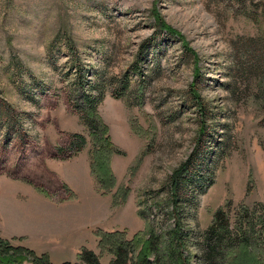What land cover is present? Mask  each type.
Masks as SVG:
<instances>
[{
    "label": "rangeland",
    "instance_id": "obj_1",
    "mask_svg": "<svg viewBox=\"0 0 264 264\" xmlns=\"http://www.w3.org/2000/svg\"><path fill=\"white\" fill-rule=\"evenodd\" d=\"M86 96L117 147L110 192L91 172ZM80 156L92 192L79 159L62 167L74 194L49 167ZM181 170L180 231L200 242L219 210L234 228L245 207L264 242V0H0V264L85 248L113 264L99 230L166 245Z\"/></svg>",
    "mask_w": 264,
    "mask_h": 264
},
{
    "label": "trees",
    "instance_id": "obj_2",
    "mask_svg": "<svg viewBox=\"0 0 264 264\" xmlns=\"http://www.w3.org/2000/svg\"><path fill=\"white\" fill-rule=\"evenodd\" d=\"M158 22V30L165 31L169 35H173L174 30L164 24ZM157 30V31H158ZM145 50L141 51L143 54ZM146 53V52H145ZM144 55H141V57ZM139 68L138 64L134 65V69ZM97 98L86 96L85 103L89 106L90 112L84 118L86 123L93 130L95 140V149L93 151L94 160L91 165V172L95 177L96 184L101 189L108 192L116 184V178L112 169V155L117 147L113 144L108 135V127L95 117V103ZM76 139L84 141L82 135H76ZM176 173L173 180L172 195V214L177 216L178 228L169 233V240L166 245L161 247L160 236L153 229L146 233L135 235L132 239H127L122 231H104L99 230L96 234L99 237V246L107 249L115 255L113 264H192V251L190 244H193L200 251L201 262L203 264H264V242L256 238L260 229L255 223V217L249 208L243 207L240 211V217L234 228H232L227 213L219 210L215 217L213 225L203 233L202 241L199 242V230L193 231L192 237L189 236L187 230L183 232L179 228L182 227L184 211L186 204L180 200L179 191L183 179L181 173ZM183 218V219H182ZM151 226V225H150ZM152 227V226H151ZM191 237V238H190ZM2 244L3 242L0 241ZM185 249L188 250L187 254ZM9 252L10 248L4 249ZM20 252V249H17ZM33 256V264H57L51 261L46 254L37 255L31 252ZM80 262H62L60 264H102L99 256L92 250L85 248L79 255ZM8 261L6 264H9Z\"/></svg>",
    "mask_w": 264,
    "mask_h": 264
},
{
    "label": "crops",
    "instance_id": "obj_3",
    "mask_svg": "<svg viewBox=\"0 0 264 264\" xmlns=\"http://www.w3.org/2000/svg\"><path fill=\"white\" fill-rule=\"evenodd\" d=\"M82 154V153H81ZM84 157V156H83ZM81 161H80V160ZM80 161V164H78L81 168V174H83L85 176V184L86 186L89 188V192H92L91 191V187H92V180H91V177H90V169L89 167H87L86 165V162L84 160V158H81V156L78 158V157H75V159H71L69 161H63V163H59V162H56V161H51V166L49 167L51 170H53L54 172L58 173L59 175H61L66 184H68V186L70 187L71 191L75 194L76 191L73 190V185L71 184L70 180L69 179H66L65 177V174L63 173L62 171V167H64L66 164L70 163V162H79ZM21 185V184H19ZM23 186V185H22ZM26 187V186H24ZM30 189V188H29ZM33 190V189H32ZM34 191V190H33ZM35 194H41L46 200H50V198L44 196L42 193H37L34 191ZM40 196V195H39ZM9 237H14V236H9Z\"/></svg>",
    "mask_w": 264,
    "mask_h": 264
}]
</instances>
